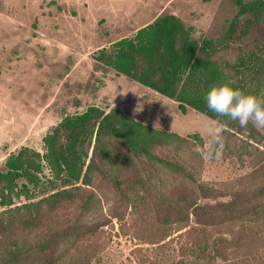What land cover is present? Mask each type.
I'll return each mask as SVG.
<instances>
[{
  "label": "rangeland",
  "instance_id": "obj_1",
  "mask_svg": "<svg viewBox=\"0 0 264 264\" xmlns=\"http://www.w3.org/2000/svg\"><path fill=\"white\" fill-rule=\"evenodd\" d=\"M236 11L234 0H1L0 169L22 147L43 153L44 136L55 125L95 105L105 111L118 108L148 126L184 137L200 134L204 139L200 157L173 149L158 153L183 163L199 182L223 195L219 200L264 185V130H260L262 143L242 136L214 147L224 129L217 120L191 107L183 114L174 99L93 65L99 48L132 36L162 14L180 17L200 43L212 39L220 45ZM263 43L264 20L233 45L228 58L234 60L238 49L258 52ZM42 196L34 191L13 202L18 206ZM141 197L124 210L123 218H111L57 264H264L260 223L261 245L239 247L234 243L239 232L256 228L242 222L202 228L195 220L184 229L165 226L156 220L148 198ZM110 204L106 203L104 213ZM4 209L0 206V213ZM78 213L76 207L65 204L42 213L36 226L20 221L7 229L0 225V262L15 245L35 243L53 228L73 223ZM205 238L216 241L220 254L213 250L207 257L201 252L199 242Z\"/></svg>",
  "mask_w": 264,
  "mask_h": 264
},
{
  "label": "trees",
  "instance_id": "obj_2",
  "mask_svg": "<svg viewBox=\"0 0 264 264\" xmlns=\"http://www.w3.org/2000/svg\"><path fill=\"white\" fill-rule=\"evenodd\" d=\"M234 3L236 14L220 45L212 39L200 43L193 28L180 17L162 14L132 36L98 49L94 59L98 66L174 99L183 114L191 107L217 120L224 129L214 147L229 145L242 136L262 143L260 131L251 123L242 128L238 122L217 116L204 99L213 85L223 83L264 98V43L258 52L247 54L238 49L234 60L228 58L233 45L264 20V0ZM43 142V153L22 147L10 154L0 169V206L5 208L0 213L2 229L17 221L27 227L36 226L42 213L65 204L76 207L79 213L73 223L53 228L35 243L22 248L15 245L0 264H57L111 218H123L124 210L141 196L148 198V205L162 225L184 229L193 220L202 228L242 222L256 229L246 234L239 232L234 243L239 247L261 245L263 234L258 227L259 223L264 226V185L232 192L227 200H219L223 195L199 182L183 163L158 153L173 149L177 154L200 157L204 139L198 133L184 137L148 126L118 108L105 111L91 105L81 113L65 116ZM34 191L44 196L14 204L15 197H30ZM110 201L113 204L104 213ZM92 217L96 220L92 221ZM199 243L207 257L213 250L219 253L215 240L205 238Z\"/></svg>",
  "mask_w": 264,
  "mask_h": 264
},
{
  "label": "clouds",
  "instance_id": "obj_3",
  "mask_svg": "<svg viewBox=\"0 0 264 264\" xmlns=\"http://www.w3.org/2000/svg\"><path fill=\"white\" fill-rule=\"evenodd\" d=\"M204 99L208 109L217 116L238 122L242 128L251 123L258 131L264 130V98L223 83L213 85Z\"/></svg>",
  "mask_w": 264,
  "mask_h": 264
},
{
  "label": "crops",
  "instance_id": "obj_4",
  "mask_svg": "<svg viewBox=\"0 0 264 264\" xmlns=\"http://www.w3.org/2000/svg\"><path fill=\"white\" fill-rule=\"evenodd\" d=\"M135 33V32H134ZM123 37H126V36H123ZM122 38V37H121ZM120 39V38H119ZM118 40V39H117ZM114 41H116V40H114ZM114 41H112V42H114ZM112 42H110L109 44H111ZM105 46H107V45H105ZM104 47V46H103ZM102 48V47H101ZM100 49V48H99ZM93 60H94V66H96L97 68H99V67H101V68H105V67H102V66H98L97 65V62L95 61V59H94V57H93ZM107 69H109V68H107ZM109 70H111V69H109ZM113 71V70H112ZM115 72V71H114ZM117 73V72H116ZM118 74V73H117ZM119 75H121V74H119ZM121 76H124V75H121ZM135 82V81H134Z\"/></svg>",
  "mask_w": 264,
  "mask_h": 264
}]
</instances>
